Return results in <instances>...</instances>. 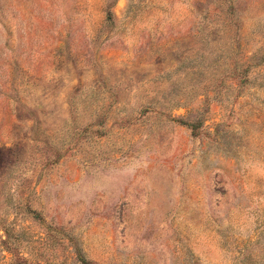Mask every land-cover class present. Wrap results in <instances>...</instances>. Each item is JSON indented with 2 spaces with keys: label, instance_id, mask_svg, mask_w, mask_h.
<instances>
[{
  "label": "rangeland",
  "instance_id": "374dc122",
  "mask_svg": "<svg viewBox=\"0 0 264 264\" xmlns=\"http://www.w3.org/2000/svg\"><path fill=\"white\" fill-rule=\"evenodd\" d=\"M83 261L264 264V0H0V264Z\"/></svg>",
  "mask_w": 264,
  "mask_h": 264
},
{
  "label": "trees",
  "instance_id": "16d2710c",
  "mask_svg": "<svg viewBox=\"0 0 264 264\" xmlns=\"http://www.w3.org/2000/svg\"><path fill=\"white\" fill-rule=\"evenodd\" d=\"M189 126H191V127L193 128V130L196 129V127H197V125L192 124V123H189ZM83 262H84L85 264H89L88 261H83Z\"/></svg>",
  "mask_w": 264,
  "mask_h": 264
}]
</instances>
